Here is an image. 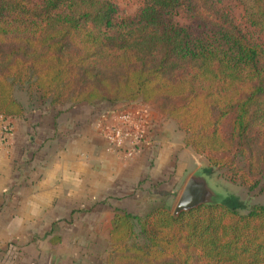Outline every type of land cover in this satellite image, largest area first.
Returning a JSON list of instances; mask_svg holds the SVG:
<instances>
[{
	"label": "trees",
	"instance_id": "obj_1",
	"mask_svg": "<svg viewBox=\"0 0 264 264\" xmlns=\"http://www.w3.org/2000/svg\"><path fill=\"white\" fill-rule=\"evenodd\" d=\"M16 86L49 105L160 99L207 174L240 148L245 176L264 178V0H142L123 16L113 0H0L4 117L24 111ZM226 199L115 209L107 264H264V205Z\"/></svg>",
	"mask_w": 264,
	"mask_h": 264
},
{
	"label": "crops",
	"instance_id": "obj_2",
	"mask_svg": "<svg viewBox=\"0 0 264 264\" xmlns=\"http://www.w3.org/2000/svg\"><path fill=\"white\" fill-rule=\"evenodd\" d=\"M17 100L21 115L0 116L14 129L0 153V264H107L115 209L168 205L200 165L152 102ZM125 105L142 106L149 126L148 142L127 160L99 129Z\"/></svg>",
	"mask_w": 264,
	"mask_h": 264
},
{
	"label": "rangeland",
	"instance_id": "obj_3",
	"mask_svg": "<svg viewBox=\"0 0 264 264\" xmlns=\"http://www.w3.org/2000/svg\"><path fill=\"white\" fill-rule=\"evenodd\" d=\"M113 1L117 5L118 15H121V16L135 14V12L138 10V8L141 6V3H142V0H113ZM231 8H232L231 9L232 14L237 19H240L243 13L242 7L237 2H232ZM171 22L183 24L184 19L181 18L180 16H173L171 18ZM21 88L22 87L20 86H16V89L14 91L16 98L20 100L27 96V93ZM29 96H31V98H28V101L30 102V104L32 103V105H35L34 102L38 101L36 100L37 94L33 92ZM152 103H154V106L156 108H159L162 116H165V114L168 116V114L162 110V107L164 106V104L162 103V100L159 99V100L153 101ZM168 123L169 124L167 125L169 127H172L173 129H175V132H176L175 139H179L182 133L177 126L178 122L175 119H172ZM181 130L185 133V144H186L187 134L183 129ZM246 158H247L246 154H243L240 148L236 149L235 151H231L224 157L226 161L224 166L214 167L211 173L208 174L210 181L214 186H216L218 189L223 190L228 195L232 196L234 200H236L237 202L242 203V207L239 209V211L242 213H244L245 210L252 204H263L264 205V190L261 189L262 184H264V178L261 177L260 175L254 176L251 178H248L247 176H245V172L247 168ZM199 162H200V165L198 167L204 166L205 168H209L208 166L209 163L204 157V155L202 154L200 155ZM246 178H248L249 180L248 184H251V185L258 178L259 184L255 188L250 189L249 185L245 183ZM232 197L227 198L225 203L229 204L230 201L232 200ZM177 198L178 197L171 199L168 205H165L166 207H168V209L171 212L176 204ZM150 208L151 207L144 208L142 213L140 210H137V208H134V207L127 208V211L133 214H136V215L143 216L150 210ZM135 227H136V232H137L138 231L137 221H135Z\"/></svg>",
	"mask_w": 264,
	"mask_h": 264
},
{
	"label": "built area",
	"instance_id": "obj_4",
	"mask_svg": "<svg viewBox=\"0 0 264 264\" xmlns=\"http://www.w3.org/2000/svg\"><path fill=\"white\" fill-rule=\"evenodd\" d=\"M110 118L109 122L99 126L108 149L119 159L133 158L148 142L147 111L139 105H125L110 115ZM13 137L12 123L3 120L0 125V153L9 152Z\"/></svg>",
	"mask_w": 264,
	"mask_h": 264
},
{
	"label": "water",
	"instance_id": "obj_5",
	"mask_svg": "<svg viewBox=\"0 0 264 264\" xmlns=\"http://www.w3.org/2000/svg\"><path fill=\"white\" fill-rule=\"evenodd\" d=\"M228 194L214 186L204 167H198L188 176L176 204L172 210L173 217L188 212L201 205H221Z\"/></svg>",
	"mask_w": 264,
	"mask_h": 264
}]
</instances>
